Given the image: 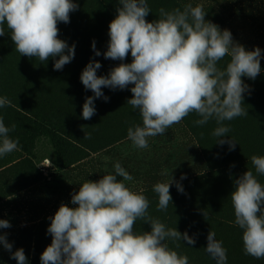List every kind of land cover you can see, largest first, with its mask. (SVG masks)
I'll return each mask as SVG.
<instances>
[{"label": "clouds", "instance_id": "clouds-1", "mask_svg": "<svg viewBox=\"0 0 264 264\" xmlns=\"http://www.w3.org/2000/svg\"><path fill=\"white\" fill-rule=\"evenodd\" d=\"M117 15L108 26L109 40L105 59L121 61L107 75H97L102 67L90 60L80 75L85 90H91L82 106V118L96 114L94 101L109 97L103 88L129 89L132 98L127 104L139 111L142 124L127 129V139L134 149H148V139L165 135L167 129L195 113L193 123L203 126L215 121L212 135L220 146L236 148L234 139H224L231 131L225 121L247 116L244 94L250 86L243 77L255 80L261 73L262 50H246L234 41L228 29L206 20L202 4L192 3L166 10L161 7L158 19L149 22L151 12L147 0H118ZM75 0H0V37L5 26L15 49L21 56L38 58L41 62L54 59V70L60 71L75 57V44L59 38V23H70V14L77 11ZM95 56L101 52L92 41ZM132 61L124 63L128 55ZM58 57V59H56ZM227 58V60H226ZM221 61H226L221 66ZM11 106L7 97H0V107ZM15 124L5 126L0 117V156L18 150V139L10 138ZM85 138L87 136L85 135ZM253 170H247L234 180L230 193L235 224L242 232L243 250L256 259L264 258V156H251ZM43 166L53 167L47 157ZM162 176H169L167 169ZM121 180H117V177ZM186 179L182 174L180 180ZM134 177L119 161L113 171L98 181L86 180L78 192L71 195L70 207L61 203L47 228L52 239L40 256L41 264H189L187 255L169 247L166 241H186L194 245L196 238L177 228H167L149 212V199L144 190L134 191L125 182ZM184 193L172 172L170 179L157 182L153 191L158 195L157 211L172 204L171 185ZM206 220V213H203ZM140 220L150 225V231H136ZM8 220L0 219V229H8ZM214 231L207 235L206 253L216 264H227V250ZM0 246L17 264H28L23 248L12 251L6 233H0ZM179 247V244L176 245Z\"/></svg>", "mask_w": 264, "mask_h": 264}, {"label": "rangeland", "instance_id": "rangeland-1", "mask_svg": "<svg viewBox=\"0 0 264 264\" xmlns=\"http://www.w3.org/2000/svg\"><path fill=\"white\" fill-rule=\"evenodd\" d=\"M77 11L70 14V23H59V38L71 46L75 57L60 71L54 70V59L41 62L38 58L21 56L15 49L10 32L0 37V97H7L11 106L0 107L5 126L16 125L9 133L18 139V150L0 156V219L11 227L0 229L12 243V251L23 248L28 264H41L40 256L51 243L47 228L61 203L70 207L71 195L78 192L86 180L98 181L113 171L119 161L134 177L125 182L134 191L144 190L149 199V214L167 228H177L196 238L194 245L186 241H166L189 264H216L206 253L209 231L216 233L227 250V264H264L243 250V230L235 224L230 193L234 180L248 169L212 171L197 169L193 121L187 116L179 124L167 129L165 135L148 139V149H134L127 139V129L142 124L139 111L127 104L132 98L129 89L103 88L109 97L94 101L96 114L89 120L82 118V106L91 90H85L80 75L90 60H98L102 67L97 75H107L121 61L105 59L109 40L108 26L117 15L118 0H75ZM151 12L146 19H158L159 9H182L183 5L202 4L206 20L217 25L228 19L249 18L254 33L264 38V0H147ZM250 28L249 25H245ZM101 52L95 56L92 41ZM58 59V57L56 58ZM129 53L124 63H130ZM85 135L87 138H85ZM251 154L257 153L250 151ZM53 167L43 166L45 158ZM167 169L169 176H162ZM253 170V168L249 169ZM179 181L184 193L170 187L172 204L157 211L158 195L153 185L170 179ZM182 174L186 179L180 180ZM203 174V175H202ZM117 177V180H121ZM264 184V176H258ZM203 213H206V220ZM136 231H150V225L138 220ZM179 244V247L176 245ZM10 253L0 246V264H17Z\"/></svg>", "mask_w": 264, "mask_h": 264}, {"label": "crops", "instance_id": "crops-1", "mask_svg": "<svg viewBox=\"0 0 264 264\" xmlns=\"http://www.w3.org/2000/svg\"><path fill=\"white\" fill-rule=\"evenodd\" d=\"M256 24H261V20L254 23L251 19L243 17L242 21L233 18L228 19L227 24L220 25L222 30H230L234 41L243 45L246 50H253L255 47L262 50L261 73L254 81L247 77L242 78L250 86V94H244L242 105L249 115L224 122L231 128L227 133L228 137L224 139H234L237 143L235 150L229 151L227 144L220 146L216 143L217 138L212 135L217 126L215 121L203 126L193 123L197 169L212 171L251 169L253 168L251 156H264V38L254 33L252 25ZM245 25H249L250 28ZM225 62L221 61V66H224ZM189 117L192 121L199 118L195 113L190 114ZM250 151L257 153L251 154Z\"/></svg>", "mask_w": 264, "mask_h": 264}]
</instances>
